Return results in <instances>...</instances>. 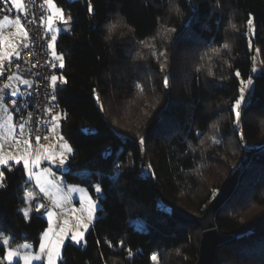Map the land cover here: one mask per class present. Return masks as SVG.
I'll return each mask as SVG.
<instances>
[{
    "label": "trees",
    "instance_id": "1",
    "mask_svg": "<svg viewBox=\"0 0 264 264\" xmlns=\"http://www.w3.org/2000/svg\"><path fill=\"white\" fill-rule=\"evenodd\" d=\"M54 1L71 17L56 41L65 58L57 72L68 80L58 86V111L67 113L61 128L74 150L63 176L88 186L102 181L103 190L86 243L66 241L58 264H154L153 254L159 264H194L202 231L165 199L202 213L234 173L235 184L215 212L227 238L217 245L213 264H264V73L253 76L239 132L229 108L240 86L230 73L251 74L248 39L262 49L264 68V0H91L94 15L88 0ZM249 16L255 36L244 34ZM227 161L230 167L215 176L211 165L223 168ZM148 165L154 178L140 171ZM17 168L5 171L0 227L15 244L36 247L47 219L35 212L23 218L30 181ZM242 182L251 190L238 197ZM255 250L259 256L247 259ZM225 252L246 256L227 259Z\"/></svg>",
    "mask_w": 264,
    "mask_h": 264
},
{
    "label": "snow or ice",
    "instance_id": "2",
    "mask_svg": "<svg viewBox=\"0 0 264 264\" xmlns=\"http://www.w3.org/2000/svg\"><path fill=\"white\" fill-rule=\"evenodd\" d=\"M190 2V0H189ZM43 5L47 6V13L41 15L40 17H36L29 13L28 8L25 5V0H0V13L8 12L15 15L16 12H19L20 16H15V18H11L9 15H3L2 20H0V28H3L5 24L14 27L15 32L11 33L10 36H4L0 33V77H3L6 72L10 71V69L15 66L19 67V64L16 61L21 59V51L22 49H28L30 46V36H29V26L35 25L37 21L41 27L44 28L46 33H49V42L48 48L51 50V56L53 61H58V64L55 62L50 63V67L56 69L57 67L63 69L65 67V58L64 55L58 53L56 50V41L57 34L61 31H68L67 25L71 20V17L64 11L62 7L57 6V3L54 0H43ZM87 11L90 14H95V9L91 0L87 2ZM21 17L25 19L22 20ZM57 24H63L65 27L62 29L57 27ZM256 26L254 24L251 16L247 19V32L244 33L247 36H255ZM11 37H19L20 43L17 44L13 42ZM154 47V45L152 46ZM227 47V45H224ZM248 47L256 53H260L262 49L255 47L253 40L248 39ZM153 56H156L158 59L165 56V53L153 52ZM231 67V66H230ZM161 71L164 70V65H161ZM199 71V69H197ZM258 69L256 67L251 68L252 73H256ZM262 73H264V68L260 69ZM212 75V73H209ZM247 78L242 77V72L239 69H233L230 76L234 77V79L239 80V94L235 96L232 100L229 108L230 112L234 113V128L236 131H240V125L242 123V115L246 110L247 106V96L246 92H250L251 87L253 85V81L250 75L244 74ZM8 79H13L14 76H8ZM170 77L165 76L163 79V84L165 87L169 86ZM213 79L215 77L213 76ZM21 83L27 85L29 81L26 79H21ZM68 80L63 75L51 74L49 79V87L51 88V96L50 99L54 103L51 108H49L48 114L51 116L52 121V130H55L56 124L61 119L67 118V113H62L57 111V114L52 116L51 113L54 109H59V104L55 103L57 101L58 96V87L57 85H66ZM9 85L5 84L4 88H8ZM95 92V89L93 90ZM25 93L19 91L18 89H13L11 91L10 96L8 93L4 92V89H0V110L5 114V124L7 127L8 137L12 140L16 141V143H20V141L16 140L14 135L16 131V125L12 123L13 115L15 112L20 117L19 134L20 136L24 135V128L26 123L29 122L31 116L29 114L28 118L25 119V109L28 106L27 102H18L17 100L11 99V97L16 96H24ZM99 99V97H96ZM8 99L10 101V105L6 104L4 101ZM9 106L12 107V111H9ZM199 135V133H197ZM47 139V137H44ZM240 138L243 139V133L240 132ZM36 142L39 143L41 140L40 136L35 137ZM59 140L61 141L62 151L57 154L55 152H50L43 156V160L48 162L49 167H45L42 169V172L36 171L41 166L40 156L32 157L31 153L28 149H31V143L28 139L23 140V143L27 146L25 152L20 155H16L10 152L5 151V145L0 143V165L3 166L4 170H0V190H5L8 187L7 177L5 175V171L12 172L15 166L19 165V168L16 170L20 171L22 175H27L28 181L35 180L36 185L39 187L40 193L45 195L48 194L49 187L55 188L57 192H60L61 189L58 187L59 183H63L62 181L55 180V173L52 171L51 165H55L57 169L64 170L65 172L68 169L65 168V164L68 160V157L73 154V147L65 140L64 136H59ZM145 143L144 138H140V144L143 145ZM213 143L219 144L220 140L213 139ZM74 158V157H73ZM10 162L11 165H10ZM119 167V165H115ZM142 173L147 172L153 178L155 173L151 171V165H148L147 168H141ZM47 177H53V179H47ZM87 180L88 177L86 176ZM89 187L92 188L93 192L97 194V200L103 197L102 191V181L100 183L95 184L94 186L91 184L89 180ZM116 182V178H113V183ZM27 183V181L25 182ZM69 192H79L81 194L85 193V189L77 188L72 185H68ZM42 197L38 198V196L33 195L32 193H28L24 197H22V202L27 205L26 208H21L19 211L23 213V218L28 220L32 213H41V210H44V213L48 217V228H46L42 233V239L38 241L39 243V252L33 254L30 251H25L22 255V259L24 260V264H32V261H41L46 260V264H57V261L61 259L60 249L65 246V240H68L76 245H80L82 243H86V235L85 233L89 230L90 225L93 220L96 219L95 213L98 207L96 200H93L91 196L87 197L88 204V216L86 220H81L77 225V230L75 232H70L66 228H60L59 234L54 231L52 228V217L54 216V212L47 209V206L44 203L39 202ZM57 207H60V204L56 203ZM67 224V221L64 222ZM55 236V240L52 237ZM99 243V241H97ZM108 247H113V243L111 241H105ZM120 244L123 245V241H120ZM15 239L9 236H6L2 227H0V264H3L4 261L10 262L13 257L21 256V249L27 250L31 246L27 243L20 244L16 247ZM154 264H159V257L156 254H153L151 257Z\"/></svg>",
    "mask_w": 264,
    "mask_h": 264
},
{
    "label": "rangeland",
    "instance_id": "3",
    "mask_svg": "<svg viewBox=\"0 0 264 264\" xmlns=\"http://www.w3.org/2000/svg\"><path fill=\"white\" fill-rule=\"evenodd\" d=\"M3 15H9L11 18H13V19L15 18V17H13L14 15H11V13H8V12L4 13ZM3 15L0 17V20H2ZM15 16H18V15H15ZM57 27H60V25L57 24ZM15 31L16 30L14 27H11L7 24H5L3 26V28H0V33H2L4 36H10V34L14 33ZM57 36H58V34H57ZM16 38L17 37H11L13 42H16ZM261 64L262 63H261V59H260L259 54L256 52H253V54H252V67H256L258 69V71L256 73L251 72L250 76L252 78V81H253V76L256 74H259L261 72L260 71V69H262ZM55 74H57L58 76L62 75L61 73H58V72H56ZM8 76H14V78L8 79L7 78ZM8 76L5 78L0 77V89H4V92H6V93H8V95H10L11 91L13 89H18V90L20 89V86L23 85L20 82V80L25 79V77H24V75H22L20 73H15V74L8 75ZM5 84L9 85V87L6 89L4 88ZM58 86H60V85L58 84L57 87ZM252 88H253V85L251 87L250 92H246L247 101L249 100V98L251 96ZM146 99H150V96L148 94L146 96ZM4 102L6 104H8V99L7 100L5 99ZM9 111L11 112L10 108H9ZM5 119H6L5 114L2 112V110H0V143H3L5 145V151L6 152H10V153H13L16 155H20V154H23L25 152V149L27 148V146L23 143V140L28 139L31 143V149H28V151L31 153L32 157H36L37 155H39L40 159H41V166L39 169H36V171H38V172H42L43 168L49 167L48 162L43 160L44 155H46L50 152H55V153L59 154L62 151L61 141L59 140V136L63 135L65 140L68 141V139L66 138V136L62 132V128H61L62 119H61L60 121L57 122L55 130H52V125L49 127L48 132L44 136V137H47V139H45L43 137V139L39 143H37L36 140L32 141L30 139V137H28L26 125L24 128V135L20 136L19 127L16 124H14V125H16V131H15L14 135L16 134L17 136H19V138L17 137L16 140L20 141V143H16V141H14L10 137H8ZM214 130H215L214 124H212L211 125L212 133ZM68 143H69V141H68ZM229 163H230V161L225 162V167H223V168H219L217 166L211 165V169L213 170V173L215 174V176H221L220 173L221 172L223 173V171L226 168H228V166L230 167ZM0 166H2V165H0ZM51 168H52V171L55 173V180L63 182V183L58 184V187L61 189V191L57 192L55 188L49 187L48 194L45 195L43 193H40L39 187L36 185L35 180H32V181H30V186H28L25 195H27L28 193H32L33 195L38 196V198L42 197V199H40L39 202L44 203L47 206L48 210L54 212V216L52 217V228L57 233V235L59 234L60 228H66L70 232H75L77 230L78 223L81 220L87 219V216H88L87 197L91 196L92 199L96 200V202L98 204L95 216H97V211H98V208L100 207V204H101L100 199L102 197L99 200H97V194H95L93 192L92 188L90 189L88 185L83 184V183H79V182H76V183L66 182V180L64 179V176H63L64 170L57 169L55 165H51ZM65 168H67V162L65 164ZM82 176H86L85 171L82 172ZM236 177H237V175H236ZM25 178H26V180H28L27 175H25ZM47 179H53V177H47ZM235 181H236V178H235ZM97 183H99V182H94V183H92V185L94 186ZM246 183L247 182H245V183L242 182L240 184L239 188L241 187V189H240L241 192L239 193L238 197H240L242 195V193L245 192L246 190H251L249 188L250 183L249 184H246ZM68 185H72V186H75L77 188H83V189H85V193L81 194L79 192H69L68 187H67ZM33 187L35 188L36 193L34 192ZM248 192L249 191H247L246 193L248 194ZM186 195L190 201H194L195 203H198L200 201V200H197L195 198V196H193L192 194H186ZM57 202L60 204V207L56 206ZM26 207H27V205L25 204L23 208H26ZM250 207L251 208L246 209L247 211L245 213L251 211L255 206H250ZM42 213H44L43 209L41 210V214ZM42 215L47 219V225L40 232L39 240L42 239L43 231L46 228H48V226H49L47 215L46 214H42ZM94 220H93V222H94ZM65 221H67V224L64 223ZM93 222H92V224H93ZM133 222L139 228H142V226H144L143 222L138 218L133 219ZM86 233H85V235H86ZM262 233L264 234V232H262ZM52 239L55 240V236H53ZM66 241H68V240H65V242ZM25 243L29 244L31 247L27 250L21 249L20 250L21 256L13 257L10 264H14L16 261H19V264H24V260L21 257L25 251H30L33 254L39 252V243H37L36 247H34L33 244L29 241H22V242L16 243L15 245H13V247H16L20 244H25ZM84 244L85 243H82V245H84ZM62 250H63V248L60 249L61 254H62ZM228 254L225 252V255H228V256H225V257H228L227 259H235L236 257H240V256L242 258H245V256H246V255H244V253H239V255H238L237 253L228 252ZM260 254L264 255V248L262 249V252ZM232 255H234L235 257H232ZM258 256H259V253H257L255 250L252 252V255L250 254L249 256L247 255L246 257H247V259H250L252 261L253 260L252 257L256 258ZM223 258H224V256H223ZM221 260H222L221 255H219V261H221ZM58 261H57V264H58ZM237 261H239V260L237 259ZM4 262L9 263L7 261H4ZM241 262H243V264L244 263L253 264V262L248 263V262H244L242 260H241ZM41 263L46 264V260H41V261H35L34 260V261H32V264H41ZM235 263L237 264L236 261H235Z\"/></svg>",
    "mask_w": 264,
    "mask_h": 264
},
{
    "label": "built area",
    "instance_id": "4",
    "mask_svg": "<svg viewBox=\"0 0 264 264\" xmlns=\"http://www.w3.org/2000/svg\"><path fill=\"white\" fill-rule=\"evenodd\" d=\"M25 5L29 13L36 17L47 13V6L43 5V0H25ZM21 18L22 20L25 19L24 17ZM29 36V48L22 49L21 59L16 61L19 67L13 66L3 77L16 72H26L30 75L31 83L20 89L25 95L22 97H11V99L21 103L27 102L28 106L25 109V119L28 118L29 114L31 119L26 123V129L28 137L32 141H35L36 136H40L42 140L52 124L51 116L47 111L54 103L50 99L52 90L49 87V79L51 74L57 72L58 67L53 69L50 67V63L55 62L58 64V61H53L52 59L51 50L47 46L50 34L45 32L44 28L40 26L39 21L35 25L29 26ZM55 103H58V100ZM8 104L10 105L9 100ZM9 108L12 111V107L9 106ZM58 110L54 109L51 115L54 116ZM12 114L14 122L18 126L21 122L20 117L15 112Z\"/></svg>",
    "mask_w": 264,
    "mask_h": 264
},
{
    "label": "water",
    "instance_id": "5",
    "mask_svg": "<svg viewBox=\"0 0 264 264\" xmlns=\"http://www.w3.org/2000/svg\"><path fill=\"white\" fill-rule=\"evenodd\" d=\"M235 178L236 173H234L220 191L210 199L202 213H193L186 208L165 199L174 213L197 224L202 231L199 241L198 256L194 264H213L217 245L227 238V236L220 233L216 227L215 212L218 205L233 188Z\"/></svg>",
    "mask_w": 264,
    "mask_h": 264
},
{
    "label": "crops",
    "instance_id": "6",
    "mask_svg": "<svg viewBox=\"0 0 264 264\" xmlns=\"http://www.w3.org/2000/svg\"><path fill=\"white\" fill-rule=\"evenodd\" d=\"M4 13H7V12H4ZM4 13H0V17H1ZM11 15H13V14H11ZM15 15L20 16V13H19V12H16ZM15 15H14L13 17H15ZM15 43H17V44L20 43V38H19V37L16 38V42H15ZM16 73H20V74L24 75L25 79L29 81V84L31 83V77H30L29 74L22 73V72H16ZM14 74H15V73H14ZM6 77H7V76H6ZM2 78H5V77H2ZM22 84H23V83H22ZM29 84H27V85H29ZM27 85H25V84L21 85V86H20V89H21V87H23V86H27ZM20 89H19V91H20ZM9 96H10V95H9ZM6 100H7V99H6ZM12 115H13V114H12ZM12 123H13V124H16V123L14 122V118H13V120H12ZM25 130H26V129H25ZM15 137H16V138H17V137L19 138V136H17L16 134H15Z\"/></svg>",
    "mask_w": 264,
    "mask_h": 264
}]
</instances>
